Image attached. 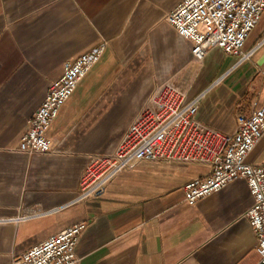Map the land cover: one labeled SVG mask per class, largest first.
<instances>
[{
  "label": "crops",
  "instance_id": "0c3cea01",
  "mask_svg": "<svg viewBox=\"0 0 264 264\" xmlns=\"http://www.w3.org/2000/svg\"><path fill=\"white\" fill-rule=\"evenodd\" d=\"M182 0H0V264L77 224L79 264H257L236 180L189 206L184 186L209 176L200 164L142 162L104 196L79 201L92 155L112 153L166 82L201 99L198 118L233 135L236 117L264 103V14L247 39L251 62L219 50L196 62L166 21ZM103 48L47 133L52 152L18 151L28 120L64 65ZM264 164V138L249 155Z\"/></svg>",
  "mask_w": 264,
  "mask_h": 264
},
{
  "label": "built area",
  "instance_id": "2783aa9c",
  "mask_svg": "<svg viewBox=\"0 0 264 264\" xmlns=\"http://www.w3.org/2000/svg\"><path fill=\"white\" fill-rule=\"evenodd\" d=\"M263 14L264 0H182L166 21L179 38L191 44L196 62H203L219 50L236 58L238 67L253 59L254 51H245V46ZM103 51L93 50L64 65L63 75L51 83L30 116L18 151L28 155L53 151L47 133ZM259 76L264 87V68ZM201 99L188 101L187 93L170 82L159 86L117 148L109 154L89 157L79 182V201L104 196L116 178L142 162L206 165L210 168L208 177L184 186L186 203L195 206L234 181L243 180L252 199L246 217L257 239V264H264V164L247 162L264 138V103L250 114H238L237 132L226 135L199 120ZM84 230V224L69 227L12 264H79L76 249Z\"/></svg>",
  "mask_w": 264,
  "mask_h": 264
}]
</instances>
